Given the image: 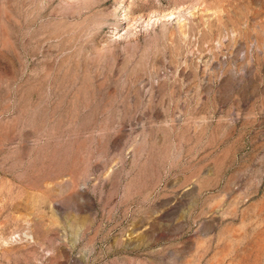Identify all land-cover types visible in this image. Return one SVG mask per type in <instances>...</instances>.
Listing matches in <instances>:
<instances>
[{
	"label": "rangeland",
	"instance_id": "rangeland-1",
	"mask_svg": "<svg viewBox=\"0 0 264 264\" xmlns=\"http://www.w3.org/2000/svg\"><path fill=\"white\" fill-rule=\"evenodd\" d=\"M0 264H264V0H0Z\"/></svg>",
	"mask_w": 264,
	"mask_h": 264
}]
</instances>
